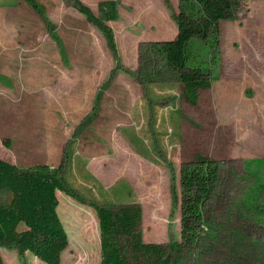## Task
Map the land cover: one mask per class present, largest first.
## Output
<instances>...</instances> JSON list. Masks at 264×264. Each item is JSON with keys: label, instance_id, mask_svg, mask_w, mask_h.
I'll list each match as a JSON object with an SVG mask.
<instances>
[{"label": "rangeland", "instance_id": "rangeland-1", "mask_svg": "<svg viewBox=\"0 0 264 264\" xmlns=\"http://www.w3.org/2000/svg\"><path fill=\"white\" fill-rule=\"evenodd\" d=\"M40 2L53 35L24 0H0V158L61 167L86 200L59 192L69 236L62 264H101L92 204H138L144 242L180 241V171L197 155L221 162V184L206 213L209 236L184 250L179 264H264V0L239 2L236 18L221 23L213 87L196 106L152 42L117 43L123 71L112 79L114 58L101 33L71 3ZM171 3L178 12L179 0ZM117 23L123 39L124 21ZM129 26L140 36L150 24ZM10 201L0 193L3 205ZM88 222L96 232L91 250L82 247ZM0 255L5 264H44L16 249L0 247ZM128 260L137 264L132 254Z\"/></svg>", "mask_w": 264, "mask_h": 264}, {"label": "trees", "instance_id": "trees-1", "mask_svg": "<svg viewBox=\"0 0 264 264\" xmlns=\"http://www.w3.org/2000/svg\"><path fill=\"white\" fill-rule=\"evenodd\" d=\"M51 32L46 7L40 0H24ZM81 13L105 38L115 68L111 78L123 71V64L111 22L120 18L121 0H103L95 13L81 0H65ZM177 27L172 40L149 44L151 50L172 71L182 86L187 104L196 106L202 91L213 87V60L218 56L221 23L234 20L243 0H179L177 12L171 0H163ZM206 51V59L197 52ZM62 168L48 165L19 167L0 158V193L11 195L8 205L0 202V247L16 249L20 255H32L44 264H62L69 236L60 216L59 192L86 203L62 175ZM222 164L217 159L197 155L180 171V241L170 245L146 243L140 232L143 212L138 204L113 210L92 204L100 227L101 264H179L184 250H196L209 236L207 210L221 184ZM59 197V199H58ZM59 207V209H58ZM86 244L91 250L96 239L95 226L85 225ZM38 261V262H39ZM0 264H5L0 255Z\"/></svg>", "mask_w": 264, "mask_h": 264}, {"label": "crops", "instance_id": "crops-1", "mask_svg": "<svg viewBox=\"0 0 264 264\" xmlns=\"http://www.w3.org/2000/svg\"><path fill=\"white\" fill-rule=\"evenodd\" d=\"M81 1L89 6L95 13H97L98 5L103 0ZM119 14L122 18V21H124L123 28L127 30H123V39H118V37H116V41L119 46H123L124 41L126 42L127 40H132L134 42L135 48H137L141 41H166L172 40L177 36V28L175 30V34H173V23L170 22V20L172 21V17L163 0H121ZM139 20L143 23L150 24V30L147 29L148 31L141 33L140 36H137L129 32V29L126 28L130 27V23H136ZM117 22L118 21L110 23L111 27L114 29L115 36H117V34L114 25L118 24ZM162 25L167 26L166 31L164 33L156 31V28H160Z\"/></svg>", "mask_w": 264, "mask_h": 264}]
</instances>
